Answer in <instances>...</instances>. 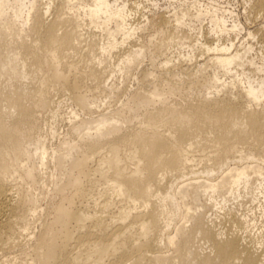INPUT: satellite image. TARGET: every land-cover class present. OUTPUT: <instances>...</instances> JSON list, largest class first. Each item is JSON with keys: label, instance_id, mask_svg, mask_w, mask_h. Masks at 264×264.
<instances>
[{"label": "bare ground", "instance_id": "1", "mask_svg": "<svg viewBox=\"0 0 264 264\" xmlns=\"http://www.w3.org/2000/svg\"><path fill=\"white\" fill-rule=\"evenodd\" d=\"M142 2L0 0L2 264H264V0Z\"/></svg>", "mask_w": 264, "mask_h": 264}, {"label": "rangeland", "instance_id": "2", "mask_svg": "<svg viewBox=\"0 0 264 264\" xmlns=\"http://www.w3.org/2000/svg\"><path fill=\"white\" fill-rule=\"evenodd\" d=\"M139 1H143V0H139ZM158 1L160 3V7H162V8L168 4L167 0H158ZM222 2L224 3V5H229V6H231V8L235 9L236 12H240V13H243L245 10L244 7L247 6L246 0H222ZM226 2H227V4H226ZM142 3L145 5L148 4V3H146V0H144V2H142ZM143 11L147 12V11H149V8L145 7L143 9ZM147 13H149V12H147ZM160 61H161V59H157L156 63H158V62L160 63ZM148 63H150V61L148 58H146L144 61V64H145L144 66L148 65ZM118 79L119 78H116L115 80L116 81L121 80V79H119V80ZM136 83H137V80L130 79L128 81V85L131 89H133L135 87ZM58 97H61V96L59 95ZM58 97H56V98H58ZM68 106H69V103H64L63 110L65 113L71 112V109H69L70 106L69 107ZM59 123H58V127L60 126V128H61V129L58 128L59 133L62 132V135H63L64 130L66 131L67 125H64L66 123L65 122L62 123V121ZM54 139H52L51 143L56 142L57 139L56 138H54ZM53 186L54 185L51 182V180H47L45 182V184H36L35 185L34 192H35V195L39 197V202H38V204L40 206L39 210H41V207H42V209L45 208L46 204H48L53 199V198H51V195H52L51 191L53 190ZM218 200H221V198H218ZM261 205L262 206L264 205V200H262V202H259V201L251 202L249 197H244V198H239L237 200H231V201L227 202V205L224 209L232 207L235 210V212H243L244 211L248 215H250V217H254L253 225H251L246 232L248 233L249 236L256 238V240L258 242H263L262 244H258V245L256 244L260 249L263 250L264 249V215H262ZM213 206L214 205H212V207L210 208V211L208 212V214L212 215L213 217L219 216V215L222 216L224 209H222V210H221V208L219 209L220 205H219V207H214V208H213ZM240 206H242V207H240ZM178 221L179 220H177L176 222H178ZM221 224H223L225 227H228L230 225V223L224 219L221 220ZM31 227H32V230L35 233H37L39 231V228H40V221L38 220L36 222H33ZM16 255L18 257L21 256V252L17 251ZM2 261H3L2 253H0V264H2Z\"/></svg>", "mask_w": 264, "mask_h": 264}]
</instances>
